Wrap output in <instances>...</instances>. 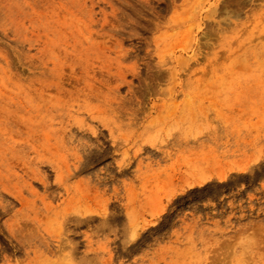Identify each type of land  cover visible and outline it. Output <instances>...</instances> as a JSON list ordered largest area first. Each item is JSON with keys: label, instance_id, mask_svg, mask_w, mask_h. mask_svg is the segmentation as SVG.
Returning a JSON list of instances; mask_svg holds the SVG:
<instances>
[{"label": "rangeland", "instance_id": "1", "mask_svg": "<svg viewBox=\"0 0 264 264\" xmlns=\"http://www.w3.org/2000/svg\"><path fill=\"white\" fill-rule=\"evenodd\" d=\"M0 264H264V0H0Z\"/></svg>", "mask_w": 264, "mask_h": 264}, {"label": "bare ground", "instance_id": "2", "mask_svg": "<svg viewBox=\"0 0 264 264\" xmlns=\"http://www.w3.org/2000/svg\"><path fill=\"white\" fill-rule=\"evenodd\" d=\"M138 24V23H137Z\"/></svg>", "mask_w": 264, "mask_h": 264}]
</instances>
